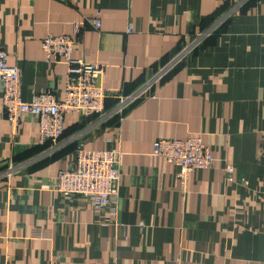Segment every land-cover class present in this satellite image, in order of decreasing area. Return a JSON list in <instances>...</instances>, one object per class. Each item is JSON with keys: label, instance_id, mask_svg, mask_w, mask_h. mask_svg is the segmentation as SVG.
<instances>
[{"label": "crops", "instance_id": "crops-1", "mask_svg": "<svg viewBox=\"0 0 264 264\" xmlns=\"http://www.w3.org/2000/svg\"><path fill=\"white\" fill-rule=\"evenodd\" d=\"M98 13L100 28L77 33ZM50 34L75 37L74 57L105 67L109 112L163 76L120 113H67L68 142L52 154L40 116L24 114L14 133L0 98V174L28 164L0 181V264H264V0H0V48L26 100L65 98L69 66L49 60ZM192 136L215 161L185 186L153 147ZM79 148L121 153L115 226L54 189Z\"/></svg>", "mask_w": 264, "mask_h": 264}, {"label": "built area", "instance_id": "built-area-1", "mask_svg": "<svg viewBox=\"0 0 264 264\" xmlns=\"http://www.w3.org/2000/svg\"><path fill=\"white\" fill-rule=\"evenodd\" d=\"M100 15L101 13H98L95 18L89 19L85 24L77 25V33L88 22L100 28L102 26ZM203 37L204 35L201 39ZM78 44L79 40L69 35L50 34L43 41V48L49 55L50 61L63 62L69 66L67 89L63 100H58L52 91L26 100L23 96L21 68L18 65H11L9 53L0 48V98L3 101L5 114L14 133H17L24 114L31 113L40 116V143L41 145L50 144L45 154L58 151L68 142L63 138L64 120L67 113L77 112L84 117L93 114L120 113L123 104L149 95L154 83L163 76L162 74L155 76L134 95L121 97L122 105L109 112L106 108V101L108 98L115 97L116 94L101 85L105 67L75 58L74 51ZM199 44L200 39L190 45L185 52H190ZM153 153L180 167L178 175L185 186L191 172L210 168L215 161L199 136L184 140L159 139L154 143ZM76 155L74 165L70 169L61 170L56 176L54 189L71 195L75 201L90 204L96 211L104 213L103 220L106 224L114 226L119 224L121 153L107 149L79 148ZM26 167H28L26 163L11 162L7 170L0 174V181L10 179ZM234 173V168L228 166L229 180L233 179ZM245 184L248 182L245 181ZM2 264H11V262L7 261Z\"/></svg>", "mask_w": 264, "mask_h": 264}, {"label": "trees", "instance_id": "trees-1", "mask_svg": "<svg viewBox=\"0 0 264 264\" xmlns=\"http://www.w3.org/2000/svg\"><path fill=\"white\" fill-rule=\"evenodd\" d=\"M107 108V107H106ZM95 115V114H94ZM65 135V134H64ZM64 135H63V138H64ZM49 143H47L46 145H42L43 147H45V149H47L49 147Z\"/></svg>", "mask_w": 264, "mask_h": 264}, {"label": "rangeland", "instance_id": "rangeland-1", "mask_svg": "<svg viewBox=\"0 0 264 264\" xmlns=\"http://www.w3.org/2000/svg\"><path fill=\"white\" fill-rule=\"evenodd\" d=\"M200 137V136H199ZM206 146V145H205Z\"/></svg>", "mask_w": 264, "mask_h": 264}]
</instances>
